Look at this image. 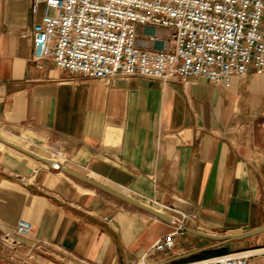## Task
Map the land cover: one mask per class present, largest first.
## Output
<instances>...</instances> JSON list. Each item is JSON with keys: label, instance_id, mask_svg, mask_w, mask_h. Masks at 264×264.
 <instances>
[{"label": "crops", "instance_id": "1", "mask_svg": "<svg viewBox=\"0 0 264 264\" xmlns=\"http://www.w3.org/2000/svg\"><path fill=\"white\" fill-rule=\"evenodd\" d=\"M43 13L40 4L33 17L31 0H0V136L51 159L63 149L60 164L69 160L98 183L196 212L200 228L188 224L158 264L233 243L264 247V232L239 240L205 235L264 227V72L252 64L245 76L218 84L203 76L107 84L31 59L32 43L23 34ZM139 33L146 48L160 45L150 35H170L151 27ZM76 181L0 142V236L25 219L32 236L48 242L0 239V264H145L147 249L173 229V222ZM160 254L148 255V264Z\"/></svg>", "mask_w": 264, "mask_h": 264}, {"label": "built area", "instance_id": "2", "mask_svg": "<svg viewBox=\"0 0 264 264\" xmlns=\"http://www.w3.org/2000/svg\"><path fill=\"white\" fill-rule=\"evenodd\" d=\"M40 4L41 20L23 34L36 63L48 59L107 84L138 76L163 83L203 76L218 84L230 75L245 76L252 64L264 72V0H31L34 18ZM139 27L168 29L169 39L150 35L160 45L146 48L139 44ZM152 201L174 226L147 249L145 264L148 255L173 250L188 224L200 228L196 212ZM32 229L30 221L20 219L0 239L8 245L48 244L32 236ZM256 249L174 264H251L264 254Z\"/></svg>", "mask_w": 264, "mask_h": 264}, {"label": "water", "instance_id": "3", "mask_svg": "<svg viewBox=\"0 0 264 264\" xmlns=\"http://www.w3.org/2000/svg\"><path fill=\"white\" fill-rule=\"evenodd\" d=\"M0 142L4 143V144H7L17 150H20L21 152H24L30 156H33L34 158H36L37 160H40L44 163H46L47 165H49L50 167L52 168H56V169H60L62 170L64 173H66L67 175L85 183V184H88L98 190H101L111 196H114L120 200H123L127 203H129L130 205H134L148 213H150L151 215L157 217V218H160L162 220H165V221H169V222H173L174 223V220L172 217H170L169 215L167 214H164L162 212H158L152 208H150L149 206L145 205L144 203L140 202V201H137L133 198H130L114 189H111L101 183H98L94 180H92L90 177L88 176H85L79 172H76L68 167H65L63 166L62 164L56 162V161H53V160H49V159H46V158H43L29 150H26L12 142H9L7 140H5L4 138H2L0 136ZM261 232H264V227L262 228H257V229H254L252 231H249V232H245V233H239V234H226V235H222V236H216V235H211V234H205L213 239H216V240H239V239H243V238H246V237H249V236H252V235H255V234H258V233H261Z\"/></svg>", "mask_w": 264, "mask_h": 264}, {"label": "rangeland", "instance_id": "4", "mask_svg": "<svg viewBox=\"0 0 264 264\" xmlns=\"http://www.w3.org/2000/svg\"><path fill=\"white\" fill-rule=\"evenodd\" d=\"M44 146L47 148V149H49V150H55L56 149V146H53V145H51V144H49V143H47V142H44ZM46 158H50V157H46ZM69 159V158H68ZM65 167H68V168H70V169H72V170H74V171H76V172H79V173H81V174H83L84 175V173H83V171H81L80 169H78V168H76L69 160L68 161H65L64 162V164H63ZM86 176V175H85ZM89 177V176H88ZM76 182H78L79 184H81L79 181H76ZM91 188V190H93L95 193H97V194H102V195H104V196H111V195H109V194H104L102 191H100V190H98V189H95V188H93V187H90ZM133 199H135V200H137V199H141L142 201H148V202H153V201H151V200H147V199H143L142 197H137V196H135V197H132ZM120 200V199H119ZM140 200V201H141ZM137 201H139V200H137ZM120 202H122L125 206H128L129 208H132V209H134V210H137V211H140V212H143V213H145L146 211H144V210H142V209H140V208H138V207H136V206H134V205H130L129 203H127V202H125V201H123V200H120ZM143 203V202H142ZM162 212V211H161ZM185 236V234H183L182 236H180L179 237V239H178V241H177V243L178 242H180L181 241V238H183ZM252 248H264V247H262V246H258V247H252ZM228 250H230V251H233V250H243L242 248H238V245H237V243H233L230 247H229V249ZM167 256V254H160V255H156L155 256V262L157 263V262H159V260H161V259H163V258H165ZM200 258H203V257H197V258H193V259H188L187 261H191V260H198V259H200ZM254 261L253 262H257L256 264H264V254H262V255H259V256H257L256 258H254L253 259ZM178 262H183V261H177V262H171V263H169V264H174V263H178ZM71 264H73V262H71ZM158 264V263H157Z\"/></svg>", "mask_w": 264, "mask_h": 264}, {"label": "bare ground", "instance_id": "5", "mask_svg": "<svg viewBox=\"0 0 264 264\" xmlns=\"http://www.w3.org/2000/svg\"><path fill=\"white\" fill-rule=\"evenodd\" d=\"M32 152V151H31ZM34 153V152H33ZM36 154V153H35ZM39 155V154H37ZM41 156V155H39ZM43 157V156H41ZM43 158H46V157H43ZM66 158V154L65 152L62 150V149H57L55 152H54V155H53V159L51 158H46V159H49V160H53V161H56V162H63L64 159ZM40 161V160H39ZM42 162V161H41ZM58 162V163H59ZM131 198V197H130ZM140 201V200H139ZM140 202H143L145 205L149 206L150 208L158 211V212H161L160 208L156 205V203L154 202H148V201H140ZM181 205V204H180ZM256 252H264V248H259V249H256ZM73 264H82V263H78L76 261L73 262Z\"/></svg>", "mask_w": 264, "mask_h": 264}, {"label": "trees", "instance_id": "6", "mask_svg": "<svg viewBox=\"0 0 264 264\" xmlns=\"http://www.w3.org/2000/svg\"><path fill=\"white\" fill-rule=\"evenodd\" d=\"M227 251H229L227 248H223V249L217 250L215 252H206V253L202 254L200 257L206 258V257L213 256L211 253H216L215 255H218V254H221V253H224ZM200 259H202V258H200Z\"/></svg>", "mask_w": 264, "mask_h": 264}]
</instances>
